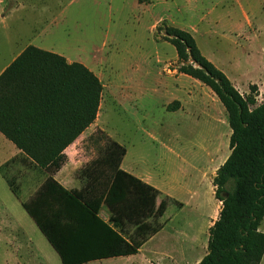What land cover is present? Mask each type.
<instances>
[{
	"label": "rangeland",
	"instance_id": "374dc122",
	"mask_svg": "<svg viewBox=\"0 0 264 264\" xmlns=\"http://www.w3.org/2000/svg\"><path fill=\"white\" fill-rule=\"evenodd\" d=\"M165 27L190 33L208 61L244 81L232 83L241 95L255 85L257 103L262 100L264 0L0 3V66L9 56L8 35L14 51L28 43L51 48L99 78L103 92L98 120L76 144L81 155L97 160L110 139L128 151L126 161L133 169L148 170L158 186L179 190L175 195L185 206L168 204L159 220L162 229L138 255L117 264H199L207 253V221L216 210L211 179L201 182V172L221 166L230 153L223 105L207 86L177 72L179 62L175 48L164 39ZM23 166L17 159L0 166V264L6 259L9 233L30 238L41 250L43 264H61L21 206L37 193L45 173L27 171V181ZM7 179L19 191L17 198ZM193 190L196 197L190 196ZM259 231L264 233V219Z\"/></svg>",
	"mask_w": 264,
	"mask_h": 264
},
{
	"label": "trees",
	"instance_id": "16d2710c",
	"mask_svg": "<svg viewBox=\"0 0 264 264\" xmlns=\"http://www.w3.org/2000/svg\"><path fill=\"white\" fill-rule=\"evenodd\" d=\"M165 35L176 51L177 72L211 90L223 105L230 128V153L212 179L213 196L221 206L208 229L207 253L199 264H260L264 92L258 103L255 85L241 95L201 54L190 33L165 27ZM102 92L99 78L84 65L67 63L62 56L33 46L0 75V133L46 174L34 197L21 206L61 264L138 254L162 229L159 220L168 204L176 203L166 196L157 204L161 194L157 189L121 170L126 149L110 139L102 155L80 169L79 190L70 192L51 177L67 161L64 150L95 122ZM46 120L57 122V128H41ZM7 183L18 197L12 182ZM102 207L107 208V222L100 217Z\"/></svg>",
	"mask_w": 264,
	"mask_h": 264
},
{
	"label": "crops",
	"instance_id": "0c3cea01",
	"mask_svg": "<svg viewBox=\"0 0 264 264\" xmlns=\"http://www.w3.org/2000/svg\"><path fill=\"white\" fill-rule=\"evenodd\" d=\"M8 1V0H7ZM2 2V0H0V3ZM7 19V16H2L1 18V24L3 25V28L5 26V21ZM5 29H3L4 31ZM5 41L7 42V51L9 52V56L8 59L1 64L0 66V75L4 72V70L17 58L20 56V54L29 46H33L41 51H45V52H49L52 54H56V52L51 49V48H46L44 46L41 45H31V44H26L23 47H21L19 50L14 51L13 48L11 47V42L12 39L9 40L8 35L5 36ZM59 56H62L63 58H65V60L67 61V63H72L71 60H69L67 57H64L61 54H57ZM218 69H220L222 72H224V74L227 76V78L229 79V81L231 83H235V82H244L243 80H239L237 78H232L230 76V74L228 75V71L224 70L222 67L220 66H216ZM227 71V72H226ZM247 74V72H245ZM98 120V115L97 118L95 120V122L93 124H96V121ZM29 123V122H28ZM31 125V123H29ZM92 125H90L72 144H70L65 150H64V154L67 157V161H65L66 163L63 164L61 166V168L56 171L55 173H53L51 175V177L57 181L61 186H63L66 190L73 192L76 190H79L80 187L83 185V180L80 177V169H82L84 166H86L89 162H91V160H93L92 158H88L85 157L83 155H81V149H78L76 147V144L78 142V140L81 138V136L87 131L89 130V128H91ZM41 128L45 129V130H54L55 128H57L58 123L57 122H53L51 120H46L45 122H42L40 124ZM41 145V144H39ZM0 149L4 150V153L2 152L1 154V159H3L1 161V164L7 163L11 160H15L17 159L19 161V163L23 166L22 170V176L25 173H27V171H34L36 173H45L44 171H41L39 168L34 167V165H32L31 160L29 158H27L26 156H24L17 148L15 145H13L10 141H8L1 133H0ZM127 155H128V151L126 150V154L123 157L121 164H120V169L137 177L138 179L142 180L143 182L147 183L148 185L154 187L155 189L158 190V192H160V196L157 199V204L160 203L161 201V197L162 196H167L170 197L171 199H173L176 203L180 204V206L178 204H176L178 206V208L182 209L185 204L183 201L178 200V197L175 194H178L179 190H176L175 188H173V190L171 188H162L161 186H158V184H156L153 174H151L148 170H138V169H133L129 163L126 161L127 159ZM211 164V162H210ZM223 164V163H222ZM219 167H217L216 169H214V166H209L205 169L202 170L201 172V177L200 180L201 182L204 181L205 179L209 178L211 179L210 182V196L214 195V188L212 186V179L215 176V173L217 171ZM30 175V174H29ZM46 176V174H45ZM27 181H30V178L27 177V175L24 177ZM181 188V185H179V189ZM170 191H172L170 193ZM197 192L195 190H193L190 193V196H195L196 197ZM17 198V197H16ZM214 198V196H213ZM195 200V198H192V201ZM214 202L216 204V210L214 212V214H212V216L210 218H208L207 223H210V226L214 223V221L217 219L218 215L216 218H214L215 213L217 211V204H220L221 202H219L218 200H216L214 198ZM188 203V202H187ZM100 217L107 222L109 219V214L107 211L106 207H102L100 210ZM8 222H7V226L11 227L13 226L12 224V216L8 217ZM153 237V236H152ZM151 237V238H152ZM149 238V239H151ZM149 239L145 242L147 243L149 241ZM145 243L142 245V247L145 245ZM7 254H6V259L4 260L3 264H43V258H42V253L40 249H37V246L31 241L30 238H25L23 240H21L19 237L12 235L11 233L8 234V238H7ZM141 247V248H142ZM140 248V249H141ZM25 251L23 254L22 252ZM140 251V250H139ZM139 253V252H138ZM138 255V254H136ZM133 255V256H136ZM133 256H125V257H117V258H110V259H104V260H99V261H94V262H90L88 264H117V262L119 261H123V260H131V258Z\"/></svg>",
	"mask_w": 264,
	"mask_h": 264
}]
</instances>
